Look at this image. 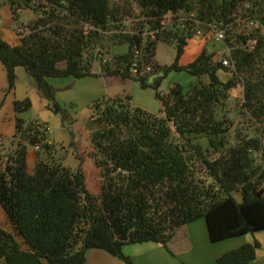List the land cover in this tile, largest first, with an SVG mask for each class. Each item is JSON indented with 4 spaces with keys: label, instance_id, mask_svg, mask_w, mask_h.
Listing matches in <instances>:
<instances>
[{
    "label": "trees",
    "instance_id": "16d2710c",
    "mask_svg": "<svg viewBox=\"0 0 264 264\" xmlns=\"http://www.w3.org/2000/svg\"><path fill=\"white\" fill-rule=\"evenodd\" d=\"M30 3L40 16L29 25L30 33L18 34L17 46L0 38L8 93L22 68L62 112L49 79L117 77L154 90L162 110L155 115L133 108L128 94L93 104L92 119L100 128L91 141L103 170L98 193L89 189L82 167L43 158L55 150L46 127L17 118L16 149L5 154L0 143V206L14 230L0 226V259L86 264L88 251L97 249L134 264L125 246L156 243L170 252L177 231L201 219L213 243L264 231V166L253 156L264 157V0H27L25 7ZM240 11L256 25L246 33L240 32ZM180 13L186 19L165 24L168 15ZM130 19L132 29L125 26ZM201 28L225 33V58L232 67L207 49L191 64H181ZM147 30L156 31L155 39L145 40ZM113 31L110 43L128 51L95 73L93 54ZM160 43L177 50L170 66L156 60ZM173 73H187L199 86L186 93L175 83L164 94L161 88ZM220 73L229 75L227 81ZM241 85L244 107L262 129L257 137L239 132L232 145L231 123L219 113ZM31 107L29 99L15 102L17 114ZM190 135L204 136L209 148ZM32 150H37L33 169ZM260 247L257 241L245 244L218 263L251 264Z\"/></svg>",
    "mask_w": 264,
    "mask_h": 264
},
{
    "label": "rangeland",
    "instance_id": "374dc122",
    "mask_svg": "<svg viewBox=\"0 0 264 264\" xmlns=\"http://www.w3.org/2000/svg\"><path fill=\"white\" fill-rule=\"evenodd\" d=\"M120 1L111 0L113 4ZM26 2L27 0L15 1L13 3L11 1L13 14L18 15L20 10H25L27 16H30L32 12L29 11V8L25 7L24 3ZM34 12L36 11L34 10ZM23 18L24 16L22 15V20ZM243 18V12L240 11L238 14V23H241L239 27L240 32L246 33L253 27H256L255 24H250ZM184 19H186V16L183 13L177 16L170 14L166 18L165 24L171 25L173 22L180 23ZM33 23L34 21H30L25 17L21 25H16L13 28L15 32L6 24L0 30V38L5 39L11 45L15 46V44L20 42L18 34L21 36L28 35L30 33L29 25ZM125 26L128 29H132L134 20L130 19L126 21ZM201 32V35L197 33L195 38L189 41L181 64H191L204 49H207L210 54H215V60L217 61L227 60L225 56L229 54V49L224 43V39L222 41L217 40L218 34L223 33L225 36V33L216 28H211L210 30L201 28ZM113 33L114 31L105 34L102 48L95 50L93 54L95 59L93 70L95 73L101 72L102 63L111 64L114 62L115 56L123 55L128 51V46L126 45L113 46L110 43V37ZM150 34H154V30H147L145 32V40H147L146 38ZM176 54L177 50L174 46L166 45L165 43L160 44L158 48V62L163 66H170L175 62ZM22 70L25 71L24 69ZM219 76L223 81H227L229 77L226 73H220ZM175 83L181 84L186 93H190L194 88L199 86V81L187 73H173L165 80L161 91L167 94ZM50 84L56 89V100L62 112H56L54 104L47 101L39 90H35L33 87L27 85L23 78L16 81V88L12 91L13 94L14 91L16 94L14 99L10 97L11 93L7 92L8 85L4 94L0 90V139L3 138L2 142H0L3 145L1 149L5 154L11 153L16 149V142L13 141V137L15 135L17 118L24 119L27 122H38L48 129L49 141L55 145L52 156L48 158L43 156V158L49 161L53 160L54 163H60L72 169L82 167L87 177L89 189L98 193L101 186L103 170L99 169L96 165L95 157L97 154L91 141L92 133L100 128L92 119L93 104L104 96L112 97L120 94H128L132 96L131 104L133 108H140L151 114H159L162 110V105L157 100L154 90H143L138 83L134 81L127 82L117 77L107 79L99 77L75 79L69 77L50 79ZM1 85L0 80V87ZM244 92L243 85L232 91L230 100L219 113L220 119H228L231 123L230 135L232 145L236 143V136L239 132L251 137L261 135L262 128L251 118L244 107ZM27 99L32 103L31 109L27 112L17 114L15 111V102H22ZM190 139L206 149L209 148L208 140L204 136L190 135ZM36 152L37 150H32L33 157L30 161L31 169L35 166L34 156H36ZM253 156L258 164H263L264 166V157L262 155L254 154ZM197 169L204 171L200 165L197 166ZM235 196L241 201L240 193H235ZM204 221L206 223V220ZM0 226L8 231L14 232L1 206ZM249 235L254 237L252 236L254 234ZM185 244H177V247L182 246V248H185Z\"/></svg>",
    "mask_w": 264,
    "mask_h": 264
},
{
    "label": "crops",
    "instance_id": "0c3cea01",
    "mask_svg": "<svg viewBox=\"0 0 264 264\" xmlns=\"http://www.w3.org/2000/svg\"><path fill=\"white\" fill-rule=\"evenodd\" d=\"M8 1L7 0L2 1L1 11L4 19V25L6 24L9 25V27L13 31H14L13 28H15L16 25H21V23L24 22L25 17L28 18L30 21H35L37 20V18H39L38 13L34 12L35 6L33 3H30L29 6V11L32 12L30 13L31 14L30 16L29 15L27 16L25 10L24 11L20 10L18 12L19 13L18 15H14L11 8V1L13 3L15 1H21V0H10L9 2ZM22 15L24 16L23 20H22ZM3 40L6 41L5 39ZM19 44L20 42L18 44H15V46ZM158 48L156 55L157 62H158ZM25 72L26 71H23L21 68L17 69L16 71L18 78L17 81L23 78L26 81L27 85L33 87L35 90H38L33 78H31ZM0 80L2 84L0 90L4 94V91L6 90L8 85V80H7V73L1 62H0ZM124 81L129 82L132 80H124ZM15 95L16 94L14 91V94L11 93L10 97H13L14 99ZM204 220L205 219L198 220L194 223L188 224L182 227L181 229H179L175 235V238L170 244V252L161 244L144 243V244L125 246L123 250L124 254L130 257L134 264H219L218 259L225 253L237 249L245 244H253L257 241L260 243L261 247L257 252L256 260L253 261L251 264H264V231L255 233L254 235H252L254 237H251V235L248 234L245 236L213 243L210 239L207 221L205 223ZM183 243L184 244L186 243L185 248H182V246L177 247V244L182 245ZM0 264H7V262L5 259H0ZM86 264H124V263L118 258L110 255L109 253L103 250L92 249L88 251Z\"/></svg>",
    "mask_w": 264,
    "mask_h": 264
},
{
    "label": "built area",
    "instance_id": "2783aa9c",
    "mask_svg": "<svg viewBox=\"0 0 264 264\" xmlns=\"http://www.w3.org/2000/svg\"><path fill=\"white\" fill-rule=\"evenodd\" d=\"M3 0H0V30H2L4 28V19H3V16H2V11H1V3H2ZM202 32H198V35H201ZM152 36V39H155V31H154V34H150V37ZM145 37V36H144ZM224 39V34L223 33H220L217 35V40L218 41H222ZM223 64L224 66L230 68L232 67L230 61L227 59V60H224L223 61Z\"/></svg>",
    "mask_w": 264,
    "mask_h": 264
}]
</instances>
